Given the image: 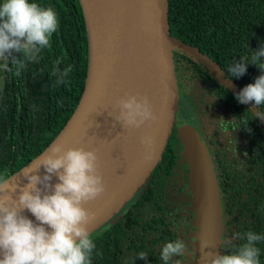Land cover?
Instances as JSON below:
<instances>
[{"label":"trees","instance_id":"trees-1","mask_svg":"<svg viewBox=\"0 0 264 264\" xmlns=\"http://www.w3.org/2000/svg\"><path fill=\"white\" fill-rule=\"evenodd\" d=\"M32 2L51 6L59 26L50 47L19 75L11 63L7 69L0 67V177L22 169L58 136L78 107L88 76L90 40L82 0ZM168 5L172 37L199 48L239 89L254 83L260 75L256 65L249 63L239 78L229 76L227 68L264 43V0H168ZM174 56L179 96L189 101L205 125L222 199L224 254L231 253L245 242L234 238L235 233L264 235V123L204 62L182 49ZM68 66L72 72L66 82L57 84L53 69ZM204 88L210 100L199 107L198 95ZM188 188L193 192L190 163L175 126L162 161L144 188L91 234L96 245L91 264H164L162 246L177 239L194 248L196 234L189 232L193 223L196 226L195 201ZM257 247L264 264V241ZM140 252L146 261L138 258ZM182 259L174 257L169 264L177 260L182 264Z\"/></svg>","mask_w":264,"mask_h":264},{"label":"water","instance_id":"water-1","mask_svg":"<svg viewBox=\"0 0 264 264\" xmlns=\"http://www.w3.org/2000/svg\"><path fill=\"white\" fill-rule=\"evenodd\" d=\"M82 2L90 40L86 86L75 112L51 144L84 146L97 152L105 192L84 204L94 213L90 233L112 221L144 188L162 161L176 125L190 163L195 201L197 232L192 264H201L200 241L204 239L213 245L209 251L224 255L223 206L210 151L201 135L195 136L200 144L194 146L184 139L185 134L179 128L182 125L174 51H187L208 65L230 88L236 92L241 89L227 80L219 65L199 48L171 36L168 0ZM136 93L148 96L158 119L146 122L139 129H123L119 122L113 126L114 118L109 113L114 115L118 111L114 109L115 101ZM248 105L256 111L251 102ZM146 131L154 137L151 160L144 159L145 148L139 142ZM30 163L10 177L21 184L27 183L19 173ZM43 172L41 169L40 174ZM52 182H57V178L53 177ZM23 214L36 222L28 210Z\"/></svg>","mask_w":264,"mask_h":264},{"label":"clouds","instance_id":"clouds-1","mask_svg":"<svg viewBox=\"0 0 264 264\" xmlns=\"http://www.w3.org/2000/svg\"><path fill=\"white\" fill-rule=\"evenodd\" d=\"M59 19L51 6H42L32 0H0V67L15 66L19 75L27 63L34 62L43 49L50 47L52 35L58 30ZM264 43L241 57L227 68L229 76L239 78L247 72L249 63L260 69L254 83L235 93L240 104L252 102L254 114L264 120ZM57 65L60 60L55 62ZM72 67L62 71L55 67L56 83L66 82ZM115 126L139 129L146 122L156 121L157 114L148 96L126 94L114 104ZM221 120H223L221 118ZM144 159L153 158L154 137L151 132L140 136ZM41 169H44L41 175ZM27 183L12 177H0V264H91L96 247L89 225L94 213L84 207L88 201L105 192L103 176L98 170L95 149L65 147L53 143L46 152L33 160L20 173ZM53 177L57 182L53 183ZM16 194V195H14ZM28 210L34 222L24 215ZM245 241L231 253L221 255L208 249L213 245L207 239L200 241L201 264H261V249L257 244L264 235L248 231L234 234ZM186 243L182 239L169 241L160 250V259L169 264L174 257L184 255ZM139 259L147 260L144 252ZM180 264V261H175Z\"/></svg>","mask_w":264,"mask_h":264},{"label":"rangeland","instance_id":"rangeland-1","mask_svg":"<svg viewBox=\"0 0 264 264\" xmlns=\"http://www.w3.org/2000/svg\"><path fill=\"white\" fill-rule=\"evenodd\" d=\"M194 113H195V111L193 108L186 107L184 109L183 113L181 114L182 122L180 123V125H182V126H180L179 128L182 131V133L185 134L184 139L186 138L187 140L190 141L191 144L196 146V145H198V143L200 144V142L198 141V139L195 136L196 135L199 136V135H201V133H200V122L196 119V116ZM202 139H203V137H202ZM186 192H187V194L193 193L192 190L189 188L186 190ZM196 232H197V228H196L195 224L193 223L192 230H191V232H189V235H194V234H196ZM194 252H195L194 248H190L189 246H187L184 250V255H183V259H182L181 263L182 264H192Z\"/></svg>","mask_w":264,"mask_h":264},{"label":"flooded vegetation","instance_id":"flooded-vegetation-1","mask_svg":"<svg viewBox=\"0 0 264 264\" xmlns=\"http://www.w3.org/2000/svg\"><path fill=\"white\" fill-rule=\"evenodd\" d=\"M174 59H175V56H174ZM175 67H176V65H175ZM176 75H177V68H176ZM228 80V79H227ZM230 81V80H229ZM208 94H209V91L208 90H206L205 88L204 89H202V91H201V94L200 95H198V99H199V107H205V106H207V103H208V101L210 100L209 99V96H208ZM186 107H190V103H189V101L184 97V96H181L180 95V99H179V109H180V122H179V124L182 122V120H181V114L183 113V111H184V109L186 108ZM191 108V107H190ZM220 111H221V113L223 114V112H224V108H221L220 109ZM196 113V112H195ZM194 113V114H195ZM196 116V115H195ZM196 119L200 122V133H201V137H203V140L206 142V144H207V140H206V138H205V132H204V127H205V125L197 118V116H196ZM178 124V125H179ZM176 126V125H175ZM178 127V126H177ZM180 133V132H179ZM182 141H183V139H182ZM196 212V210L194 209V213ZM196 217V216H195ZM194 257H195V255H194ZM194 257H193V259H194Z\"/></svg>","mask_w":264,"mask_h":264},{"label":"bare ground","instance_id":"bare-ground-1","mask_svg":"<svg viewBox=\"0 0 264 264\" xmlns=\"http://www.w3.org/2000/svg\"><path fill=\"white\" fill-rule=\"evenodd\" d=\"M95 43H93V50H94Z\"/></svg>","mask_w":264,"mask_h":264}]
</instances>
